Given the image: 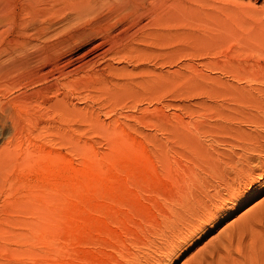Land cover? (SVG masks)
Here are the masks:
<instances>
[{"label": "rangeland", "instance_id": "374dc122", "mask_svg": "<svg viewBox=\"0 0 264 264\" xmlns=\"http://www.w3.org/2000/svg\"><path fill=\"white\" fill-rule=\"evenodd\" d=\"M29 1L0 0V47ZM36 2L58 13L23 50L45 78L0 88L33 97L0 158V264H264V0Z\"/></svg>", "mask_w": 264, "mask_h": 264}, {"label": "bare ground", "instance_id": "6f19581e", "mask_svg": "<svg viewBox=\"0 0 264 264\" xmlns=\"http://www.w3.org/2000/svg\"><path fill=\"white\" fill-rule=\"evenodd\" d=\"M49 1V0H48ZM57 1V0H55ZM69 1V4H70V0H66V2ZM74 1V0H73ZM93 0H76L74 2H71V6H68L69 4L67 3V6L68 8L69 7H72V11L73 13H75V15H77L79 17V15H83L85 10L91 5ZM98 1V0H97ZM126 1V0H125ZM142 2H144V0H140ZM43 2V1H42ZM54 2V1H53ZM60 2V1H59ZM65 2V3H66ZM96 2V1H94ZM130 1H128L129 3ZM41 3V2H40ZM49 3V2H48ZM58 3V2H57ZM56 3V4H57ZM53 4V3H52ZM50 4V6L52 5ZM64 3H62L63 5ZM97 4V3H95ZM95 4H92L93 6ZM133 4V3H132ZM142 4V3H141ZM5 5V4H4ZM7 5V4H6ZM58 5V4H57ZM56 5V6H57ZM65 5V4H64ZM50 6H46V5H41V4H37L36 0H31V2L29 1L28 5L26 7H21V10H22V15L20 14L19 17H20V20H26V19H30L27 21V23H29V21H31V23H29L30 27L28 26V24L24 27L22 26L21 30L18 31V34L19 35H16L20 38L18 39H14L13 40V43L14 45L13 46H9V49H10V52H9V49L7 47V49L5 47H0V54H1V51L3 52H9V54H11L7 60H5L4 62H0V82H3V83H0V88L1 87H5L6 83L8 84L9 80L8 79H11V77L9 76H12V75H17V74H21V72L24 73V71H28V72H32L35 77H36V81L40 80L41 78H45L44 77V71L43 69H45L46 67H40L39 64V56H35L33 55L32 53L31 54H27L25 55L24 54V49L27 47V46H32V47H40V48H44L47 47L44 45H42L41 41H42V38L44 40V38L48 39V36L52 34V31H53V28L56 27L54 26V14L57 13V10H54L56 11L54 13V11L50 8ZM66 6V5H65ZM64 8L66 9L67 7ZM92 6V7H93ZM22 8H25V9H22ZM131 8V6H130ZM129 8V9H130ZM14 9V7H13ZM20 9V8H19ZM18 9V10H19ZM56 9V8H55ZM58 9V8H57ZM125 9V8H124ZM8 10V9H7ZM1 11V10H0ZM15 11V10H14ZM66 11V10H65ZM71 11V12H72ZM3 12V11H2ZM16 13V12H15ZM86 13V12H85ZM12 14V13H11ZM14 14V13H13ZM19 14V13H18ZM58 14V13H57ZM5 14H3L4 16ZM6 15H8V13L6 12ZM56 16V15H55ZM61 16V15H60ZM63 16V15H62ZM1 17V15H0ZM11 17H15L14 15L13 16H10ZM58 17V15H57ZM16 18V17H15ZM14 18V19H15ZM61 18V17H60ZM69 18V17H68ZM2 19V18H1ZM12 18V20H14ZM39 19H42V20H39ZM11 20V21H12ZM18 20V19H17ZM19 20V21H20ZM6 21V20H5ZM16 22V20H14ZM1 20H0V24H1ZM7 23H10L8 21H6ZM13 24V23H12ZM20 24H23V21L20 23ZM25 24V23H24ZM6 25V23H5ZM8 25V24H7ZM15 25V24H14ZM13 25V27H14ZM54 26V27H53ZM7 27V26H6ZM5 27V28H6ZM9 27V26H8ZM11 27V26H10ZM4 28V29H5ZM3 29V31H4ZM15 29V27H14ZM7 30V29H6ZM5 30V31H6ZM2 31H0V35ZM8 32V30H7ZM17 32V31H16ZM4 33V32H2ZM6 33V32H5ZM4 33V34H5ZM53 35V34H52ZM3 36V35H2ZM14 36V34H13ZM15 36V37H16ZM12 37V36H11ZM50 37V36H49ZM8 39V38H7ZM46 39V40H47ZM6 40V39H5ZM3 40V41H5ZM10 40L12 39H9L8 42H10ZM2 42V40H1ZM46 42V41H45ZM11 43V42H10ZM48 43V42H46ZM5 44V42L3 43ZM10 45V44H9ZM48 47H49V43L47 44ZM52 45V44H50ZM5 46V45H4ZM30 47V48H32ZM29 48V49H30ZM41 49V50H42ZM27 50V49H26ZM33 50V49H32ZM31 51V50H30ZM34 51V50H33ZM27 52V51H26ZM3 54V53H2ZM58 54V53H57ZM51 55V54H50ZM49 55V56H50ZM1 57V56H0ZM51 58V57H50ZM5 59V58H4ZM46 60L48 61V59L46 58ZM52 61V60H51ZM41 63V62H40ZM50 64V63H49ZM42 66V65H41ZM50 68V67H49ZM31 73V74H32ZM29 74V73H28ZM24 75V74H23ZM25 76V75H24ZM48 76V75H47ZM13 77V76H12ZM16 77V76H15ZM14 77V79H15ZM18 78L21 77L20 76H17ZM16 77V78H17ZM30 77V76H29ZM34 77V76H33ZM17 78V79H18ZM16 79V80H17ZM13 80V79H12ZM10 80V82L12 81ZM15 81V80H14ZM13 81V82H14ZM15 82H18V81H15ZM4 84V86H3ZM10 85V84H9ZM43 88V87H42ZM4 89V88H3ZM38 89V88H37ZM44 90V89H43ZM46 90V89H45ZM40 91V90H39ZM47 91V90H46ZM44 93V92H43ZM2 94V93H1ZM0 94V95H1ZM2 96H6V95H3ZM26 96V95H25ZM4 97L2 99H4ZM18 97V96H17ZM1 98V97H0ZM33 98V97H31ZM30 97H27V98H19V99H16L14 101H8L7 99L5 100H2L0 99V140H1V132H2V129H5L6 130V138L5 140L1 143V147H0V158L1 156L5 153V150H6V146L11 144L14 140H17L19 135L21 134L20 133V129H21V125H20V119H21V114L22 112L24 113V111L28 108L29 106V103L32 101ZM10 99V98H9ZM8 112V116L10 118V124H8L5 120V118L7 116H5V113ZM22 121V119H21ZM37 125V124H36ZM22 130V129H21ZM250 157V156H249ZM252 159V158H250ZM249 159V160H250ZM255 160V159H254ZM214 165V164H213ZM167 213V212H166ZM165 214V213H164ZM168 217V216H167ZM170 217V216H169ZM163 219V218H162ZM168 219V218H166ZM189 233V232H187ZM186 233V234H187Z\"/></svg>", "mask_w": 264, "mask_h": 264}]
</instances>
